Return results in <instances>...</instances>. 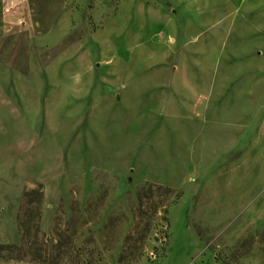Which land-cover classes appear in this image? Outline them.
<instances>
[{
  "label": "rangeland",
  "instance_id": "1",
  "mask_svg": "<svg viewBox=\"0 0 264 264\" xmlns=\"http://www.w3.org/2000/svg\"><path fill=\"white\" fill-rule=\"evenodd\" d=\"M0 264H264V0H0Z\"/></svg>",
  "mask_w": 264,
  "mask_h": 264
},
{
  "label": "trees",
  "instance_id": "2",
  "mask_svg": "<svg viewBox=\"0 0 264 264\" xmlns=\"http://www.w3.org/2000/svg\"><path fill=\"white\" fill-rule=\"evenodd\" d=\"M145 191V190H144ZM170 191V190H169ZM177 199H179V198H177Z\"/></svg>",
  "mask_w": 264,
  "mask_h": 264
}]
</instances>
